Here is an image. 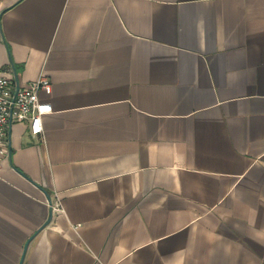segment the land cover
Wrapping results in <instances>:
<instances>
[{
    "label": "crops",
    "instance_id": "crops-1",
    "mask_svg": "<svg viewBox=\"0 0 264 264\" xmlns=\"http://www.w3.org/2000/svg\"><path fill=\"white\" fill-rule=\"evenodd\" d=\"M0 67V264H264V0H0Z\"/></svg>",
    "mask_w": 264,
    "mask_h": 264
},
{
    "label": "built area",
    "instance_id": "built-area-1",
    "mask_svg": "<svg viewBox=\"0 0 264 264\" xmlns=\"http://www.w3.org/2000/svg\"><path fill=\"white\" fill-rule=\"evenodd\" d=\"M40 91L50 93L48 77L40 75L31 82L19 83L11 72L0 67V167L2 158L7 156L11 123L25 121L32 135L43 136L42 117L52 107L39 97ZM54 208L61 210L58 202Z\"/></svg>",
    "mask_w": 264,
    "mask_h": 264
}]
</instances>
